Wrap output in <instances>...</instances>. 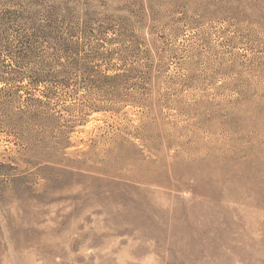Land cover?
Returning <instances> with one entry per match:
<instances>
[{"label":"rangeland","instance_id":"obj_1","mask_svg":"<svg viewBox=\"0 0 264 264\" xmlns=\"http://www.w3.org/2000/svg\"><path fill=\"white\" fill-rule=\"evenodd\" d=\"M39 1L0 35V264H264V0Z\"/></svg>","mask_w":264,"mask_h":264},{"label":"trees","instance_id":"obj_2","mask_svg":"<svg viewBox=\"0 0 264 264\" xmlns=\"http://www.w3.org/2000/svg\"><path fill=\"white\" fill-rule=\"evenodd\" d=\"M39 5V0H0V35L3 37L6 36L8 30L11 29L13 25L19 23L27 25L30 29L37 31L39 34L43 32L44 28H53L56 21L54 14L31 10L32 7H37ZM44 14L45 16H43ZM42 17H45V19H42ZM42 68H48V65H43ZM58 79L59 78L54 75L40 73L35 77V84H49ZM3 82H5V79L2 80V83ZM42 120L46 119H43L40 113L34 112L20 119H9L8 122L15 121V123H13L14 125L21 126L26 123H39Z\"/></svg>","mask_w":264,"mask_h":264}]
</instances>
